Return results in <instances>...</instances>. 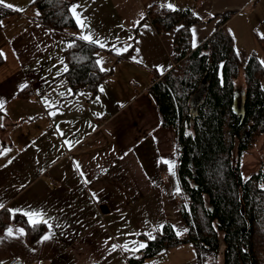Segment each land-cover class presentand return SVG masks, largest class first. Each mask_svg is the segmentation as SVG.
I'll list each match as a JSON object with an SVG mask.
<instances>
[{
  "label": "crops",
  "instance_id": "1",
  "mask_svg": "<svg viewBox=\"0 0 264 264\" xmlns=\"http://www.w3.org/2000/svg\"><path fill=\"white\" fill-rule=\"evenodd\" d=\"M32 2L5 0L16 13L0 23V153L10 149L0 154V211L22 214L30 224L26 212L44 213L52 227L41 223L46 232L32 245L20 226L0 231V264H128L138 252L132 249L165 222L178 236L185 233L177 208L176 132L161 126L148 94L176 64V28L159 35L147 9L190 10L201 21L190 27L192 48L224 27L244 64L243 55L264 61V0H78L72 5H80L76 11L88 27H78L70 11L77 29L69 34L90 32L103 43L96 44L98 65L110 73L93 98L72 94L64 78L67 35L36 22ZM27 123H33L29 130ZM172 257L169 264H197L190 256Z\"/></svg>",
  "mask_w": 264,
  "mask_h": 264
},
{
  "label": "trees",
  "instance_id": "2",
  "mask_svg": "<svg viewBox=\"0 0 264 264\" xmlns=\"http://www.w3.org/2000/svg\"><path fill=\"white\" fill-rule=\"evenodd\" d=\"M78 0H33L35 21L67 35L64 72L72 94L90 92L110 74L98 65L101 48L69 32L77 29L70 6ZM16 12L0 6V23ZM230 14L223 15L221 25ZM146 18L159 35L176 28L173 62L176 66L148 90L163 128L176 132L177 199L185 235L178 236L166 222L155 239L131 254L128 264H143L159 253L182 244H192L199 260L206 252L217 255L219 233L225 248L223 264H264V183L263 169L243 181L240 158L264 136V66L251 54L244 64L230 33L218 26L202 45L192 48L190 27L201 23L190 10H171L162 4L147 9ZM264 54V39H260ZM3 59L0 55V66ZM240 71L242 88L235 84ZM206 76L207 91L196 117L190 115L189 101ZM243 93L244 117L232 112L234 95ZM20 226L32 245L46 232L41 223L30 224L19 213L0 211V231Z\"/></svg>",
  "mask_w": 264,
  "mask_h": 264
},
{
  "label": "rangeland",
  "instance_id": "3",
  "mask_svg": "<svg viewBox=\"0 0 264 264\" xmlns=\"http://www.w3.org/2000/svg\"><path fill=\"white\" fill-rule=\"evenodd\" d=\"M241 59H242V62L245 63L246 56H244V55L241 56ZM235 84L237 86L242 87V88L245 87L244 78H243V74H242L241 71L239 73L238 78L235 81ZM261 84H262V88L264 90V77L262 78ZM16 102H19L22 105H28L29 107H32V105H29V103H25L23 100H17ZM32 124L33 123H27L26 126H27L28 130H29V128H31ZM259 169H263V172H264V136H262L255 143L253 148L250 149L248 152H246L240 158V161H239V175H240V177H241V179L243 181H245L248 178H250L254 173L258 172ZM261 187L264 188V183L261 185ZM177 208H178L179 220H180L182 226L184 227V231H185V226H184V223H183V221L181 219V216H180L179 202H178V207ZM167 215L173 221H175L174 214H173V218H172L171 213L169 211H167ZM177 226H178V224H176L175 227H177ZM184 235H185V233L182 234L181 236L183 237ZM218 241H219V243H218L219 252H218V254L216 256L212 255V254H209V253H206V252H202L200 254V258L198 260L197 254H196L192 244H182V245H179V246L175 247L174 249L170 248L168 250H165V251L159 253L155 257L147 260V262L144 263V264H169V263H173L174 261H172V259H170V258H173L172 257L173 255H178V260H180L179 262H185V260L190 256L191 258H194V259L196 258L197 259V264H223V251H224V248H225V244H224L223 234L222 233H219ZM135 253H137V252H135ZM135 253H133V254H135Z\"/></svg>",
  "mask_w": 264,
  "mask_h": 264
},
{
  "label": "snow or ice",
  "instance_id": "4",
  "mask_svg": "<svg viewBox=\"0 0 264 264\" xmlns=\"http://www.w3.org/2000/svg\"><path fill=\"white\" fill-rule=\"evenodd\" d=\"M0 6H4V7H8V8H13V7H14V6L11 5V4H6V3H5V0H0ZM79 7H80L79 4L72 5V6L70 7L69 10L73 13L74 18L77 20L78 27H80V28L83 30V29H86L88 26H87V24H85V23L83 22V20H81L80 17H81L82 14H79V13H77V11H76L77 8H79ZM167 7H169L170 9H173V5H171V4H168ZM193 31H194V30H193ZM79 38L85 40L86 42L92 43V44L100 43L96 38H94V37L91 35L90 32L87 33V34H83V33H82L81 36H80ZM130 39H131V37H130ZM100 46H101V47H105V45H104L103 43H100ZM123 51H127V47H125V48L123 49ZM120 52H121V49H117V53L119 54ZM97 63H99V61H98ZM261 63L264 64V61H262ZM64 70L67 71V68L65 67ZM101 70L104 71L105 69L101 68ZM69 91H70V90H69ZM100 91L102 92V91H103V88H101ZM2 107H3V102L0 101V108H2ZM53 115H54V113H53ZM8 151H10V149H4V150H3V153H0V154H6ZM9 163H11V161H9ZM77 167H79V165H77ZM169 171H170V174L175 175V173L172 171V167H171V166L169 167ZM81 175H82V173H81ZM0 207H3V205H0ZM25 215L29 216L30 220H31L33 223H44V224H46L50 229H51V227H52L51 224H48L47 219L44 218V217H45V214H44V213H40V212L27 213V212H26ZM32 217H35V219L32 220ZM160 227L162 228L163 226L161 225ZM21 232H22V230H21ZM7 234H8L9 236H11V235H12V229H8V230H7ZM50 238H51V237H50L49 235H45V236L43 237L44 240H48V239H50ZM148 238H149L150 240H151V239H155V237L152 236L151 234H148ZM146 246H147L146 243H140L137 247H135V248L132 249V250H133V251H139V249L144 248V247H146ZM117 247H118L117 245H113L112 250L115 251V249H116ZM122 247H125V249H126V246H122ZM126 250H127V249H126Z\"/></svg>",
  "mask_w": 264,
  "mask_h": 264
},
{
  "label": "water",
  "instance_id": "5",
  "mask_svg": "<svg viewBox=\"0 0 264 264\" xmlns=\"http://www.w3.org/2000/svg\"><path fill=\"white\" fill-rule=\"evenodd\" d=\"M207 91V83H206V76H204L202 82L200 83L196 92L192 95L189 101V111L190 115L196 117L198 114L199 107L204 101V96L206 95ZM232 112L233 114L238 117H244V102H243V93L238 92L234 95V102L232 105Z\"/></svg>",
  "mask_w": 264,
  "mask_h": 264
},
{
  "label": "built area",
  "instance_id": "6",
  "mask_svg": "<svg viewBox=\"0 0 264 264\" xmlns=\"http://www.w3.org/2000/svg\"><path fill=\"white\" fill-rule=\"evenodd\" d=\"M175 66H176V64L173 67H175ZM7 264H23V262L21 260H18V259H13L10 262H8Z\"/></svg>",
  "mask_w": 264,
  "mask_h": 264
}]
</instances>
